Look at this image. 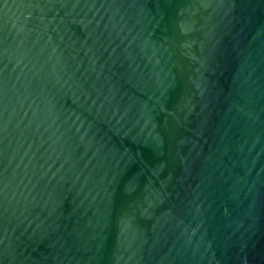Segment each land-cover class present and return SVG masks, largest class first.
Here are the masks:
<instances>
[{
  "label": "water",
  "instance_id": "95a60500",
  "mask_svg": "<svg viewBox=\"0 0 264 264\" xmlns=\"http://www.w3.org/2000/svg\"><path fill=\"white\" fill-rule=\"evenodd\" d=\"M0 264H264V0H0Z\"/></svg>",
  "mask_w": 264,
  "mask_h": 264
}]
</instances>
